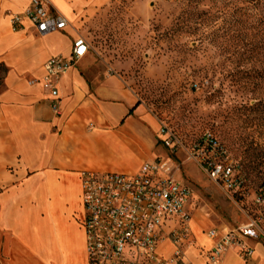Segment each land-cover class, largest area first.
<instances>
[{
    "label": "rangeland",
    "instance_id": "374dc122",
    "mask_svg": "<svg viewBox=\"0 0 264 264\" xmlns=\"http://www.w3.org/2000/svg\"><path fill=\"white\" fill-rule=\"evenodd\" d=\"M208 1L198 6L207 13L202 16L207 24L200 27L199 20L187 19L190 8L182 0H83L71 26L88 43L90 59L120 75L156 120L159 153L154 158L169 161L174 176L191 190L194 242L208 229L232 230L254 220L262 234L252 242L264 251V154L257 156L255 145L264 151V113L256 123L257 113L248 110L253 99L264 101V0L257 10L260 23L248 38L223 36L229 25L216 11L231 13L233 7L217 4L216 9ZM3 89L4 79L0 93ZM160 122L182 148L172 153L163 145ZM205 133L218 141L234 168L231 187L214 183L199 160L189 159L186 149ZM162 252L168 254L169 248ZM235 256L239 264H264V254L245 259L236 250ZM7 261L38 264L17 247Z\"/></svg>",
    "mask_w": 264,
    "mask_h": 264
},
{
    "label": "crops",
    "instance_id": "0c3cea01",
    "mask_svg": "<svg viewBox=\"0 0 264 264\" xmlns=\"http://www.w3.org/2000/svg\"><path fill=\"white\" fill-rule=\"evenodd\" d=\"M46 1L69 25L39 35L27 20L18 31L10 24L31 0H0V64L8 69L0 93L2 264H8L13 247L38 264H87L81 172L133 173L144 156L159 153L156 120L120 75L90 59L89 50L58 81V114L40 83H31L41 79L47 60L69 57L80 37L71 23L76 24L83 0ZM191 231L197 234L195 223ZM200 233L186 253L193 264L203 263L199 248L211 246ZM247 243L253 255L264 254L260 244ZM235 253L228 251L224 258L233 255L222 264H239Z\"/></svg>",
    "mask_w": 264,
    "mask_h": 264
},
{
    "label": "built area",
    "instance_id": "2783aa9c",
    "mask_svg": "<svg viewBox=\"0 0 264 264\" xmlns=\"http://www.w3.org/2000/svg\"><path fill=\"white\" fill-rule=\"evenodd\" d=\"M24 20L39 35L69 25L64 16L49 11L46 0H31L23 14L12 15V30H21ZM88 50L85 39L77 37L69 57L50 58L41 79L31 81L39 82L49 95L55 114L59 113L60 77ZM159 134L170 152L182 148L163 122ZM186 152L189 159L199 160L211 181L227 188L233 185L234 168L225 161L224 149L210 133ZM80 178L87 264H193L186 258L196 245L188 209L191 190L174 176L169 161H145L133 173L82 171ZM261 234L254 220L232 230L208 229L205 237L211 246L198 251L202 264H222L225 254L233 249L242 258H252L254 249L247 240L258 239ZM162 248H169V253L164 254Z\"/></svg>",
    "mask_w": 264,
    "mask_h": 264
},
{
    "label": "trees",
    "instance_id": "16d2710c",
    "mask_svg": "<svg viewBox=\"0 0 264 264\" xmlns=\"http://www.w3.org/2000/svg\"><path fill=\"white\" fill-rule=\"evenodd\" d=\"M185 1L187 5H189V10L186 14H189V19L199 20V22H195V25L200 27L207 24V20H203L202 16H207L206 12L199 11L198 6L202 3V0H182ZM211 4L214 5L213 8H218L217 4H223L225 6L232 5V12H224L222 13L217 9L216 12H220L224 15V23L229 25L228 31L223 32V36H228L229 38L236 37L238 38L240 34H243L244 37H249L255 30L257 29V24L260 23L258 19L257 10L258 7L262 4V0H209ZM224 6V7H225ZM209 16V15H208ZM206 22V23H205ZM198 30V29H194ZM258 33L260 32L257 30ZM257 33V34H258ZM230 40V39H229ZM247 47V43L244 45ZM257 49V47H253V50ZM249 50V49H248ZM250 51V50H249ZM8 69L3 64H0V73L2 76L0 77V84L4 79V76L7 74ZM249 111L257 113L258 118L255 119L256 123L262 120V114L264 113V101L261 99H253V104L248 107ZM255 124V123H253ZM256 148L259 149V153L257 156H261L264 154V151L259 146V144H255ZM264 186V183H263Z\"/></svg>",
    "mask_w": 264,
    "mask_h": 264
}]
</instances>
